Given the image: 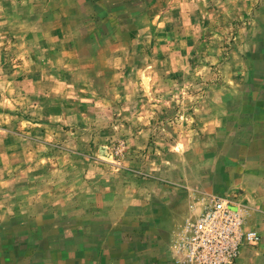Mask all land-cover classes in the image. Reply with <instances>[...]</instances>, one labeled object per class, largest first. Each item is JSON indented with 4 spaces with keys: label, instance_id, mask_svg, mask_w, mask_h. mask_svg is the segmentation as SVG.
<instances>
[{
    "label": "rangeland",
    "instance_id": "374dc122",
    "mask_svg": "<svg viewBox=\"0 0 264 264\" xmlns=\"http://www.w3.org/2000/svg\"><path fill=\"white\" fill-rule=\"evenodd\" d=\"M196 171L236 175L264 264V0H0V264H128L121 214Z\"/></svg>",
    "mask_w": 264,
    "mask_h": 264
},
{
    "label": "crops",
    "instance_id": "0c3cea01",
    "mask_svg": "<svg viewBox=\"0 0 264 264\" xmlns=\"http://www.w3.org/2000/svg\"><path fill=\"white\" fill-rule=\"evenodd\" d=\"M230 147L234 148L236 146ZM231 163L234 164L235 162L232 161ZM168 177L162 179L169 183L172 189L176 187L180 190L185 189L189 194L183 200H177L178 202L174 207L169 206L167 203H159L155 209L142 208L140 219L148 221V226H152L154 229L151 230L148 226L144 227L139 231V234H132L134 240H128L127 243L123 242V237L127 236L129 238L130 234H122V227L129 228L131 222L137 219V216L135 217L134 214L127 211L121 214L123 223L121 222V225L116 226L114 229L115 239L111 240V248L108 250L110 260L114 261V258L120 257L123 263L128 264H176L172 249L173 242L178 238L183 222L191 219L193 214L197 212L198 203L207 196H229L233 189H244V186H241L240 182L234 179L236 175L229 176L225 172L220 173V176L213 179L206 178L199 171H196L191 180L190 178H186L188 180L185 178L180 179V177L170 180L171 178ZM202 195L204 197L200 199ZM241 196L243 199L241 202L247 198V196ZM111 227L112 225H110V229H112ZM112 233L114 232L110 230V236L114 237ZM263 253L260 249L255 255L261 257ZM258 258L259 256L256 259Z\"/></svg>",
    "mask_w": 264,
    "mask_h": 264
},
{
    "label": "built area",
    "instance_id": "2783aa9c",
    "mask_svg": "<svg viewBox=\"0 0 264 264\" xmlns=\"http://www.w3.org/2000/svg\"><path fill=\"white\" fill-rule=\"evenodd\" d=\"M197 206L173 242L176 264H235L244 248L260 243V235L247 226V207L237 198L211 195Z\"/></svg>",
    "mask_w": 264,
    "mask_h": 264
}]
</instances>
